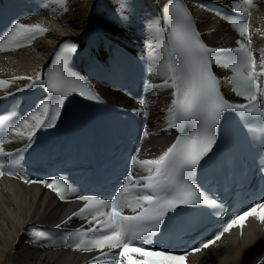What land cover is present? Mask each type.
<instances>
[{
  "label": "snow or ice",
  "instance_id": "obj_1",
  "mask_svg": "<svg viewBox=\"0 0 264 264\" xmlns=\"http://www.w3.org/2000/svg\"><path fill=\"white\" fill-rule=\"evenodd\" d=\"M253 8V0H233V11L240 15V19H234L230 14H219L240 37L236 47L220 49L204 43L183 0H170L165 9L168 28L163 33L164 62L153 71V74L162 76L163 83L145 81L144 87L172 89L171 104L165 110V124L169 129H179L181 134L155 158L141 159V149L136 148L130 157L124 180L111 199L78 194V190L63 176L30 180L14 167L32 146L37 133L56 125L68 95L78 93L89 101L102 102L95 90L78 77L63 74L59 64L55 72L46 74V78L41 73L34 77L12 78L13 81H30L17 88L16 92L39 86L48 97L23 117L13 119L12 115H0V176H12L26 184H42L62 201H80L82 207L62 223L67 224L73 218L85 222L69 233L68 238L73 241L71 247L75 251L99 253L93 257L91 264H187L189 255L215 245L233 228L243 229L250 216L264 223V201H261L235 212L220 224L212 236L187 251L170 252L146 247L151 244L150 237L160 231L167 214L178 207H222L192 179L216 143L221 117L226 112H235L246 120H258L264 127V80L261 79L264 78V50L257 57L248 32V17ZM47 31L39 24L17 21L0 33V52L30 45ZM66 51L73 53L76 46L69 45ZM66 59L62 56L60 64ZM217 64L229 70L231 75L225 79L218 77L212 70ZM225 83H229L235 94L247 103L227 100L221 90ZM10 87V81L0 80V89ZM14 95L15 92L8 91L0 99ZM144 116H147L146 112ZM185 125L188 127L185 128ZM148 135L145 129L141 142ZM13 142H23V146L14 151L4 148L6 143ZM133 253L140 258L134 259Z\"/></svg>",
  "mask_w": 264,
  "mask_h": 264
},
{
  "label": "bare ground",
  "instance_id": "obj_2",
  "mask_svg": "<svg viewBox=\"0 0 264 264\" xmlns=\"http://www.w3.org/2000/svg\"><path fill=\"white\" fill-rule=\"evenodd\" d=\"M51 2V9L40 18L38 9ZM121 0H18L28 8L30 16L25 24H39L48 29L26 45L15 50L0 52V80L11 82L8 89H0V94L24 87L28 80H15L17 76L34 77L46 61L53 45L65 35L84 37L94 26L107 32L125 36L117 19L124 14ZM34 13V14H33ZM200 12H198L199 14ZM33 15V17H32ZM200 15V14H199ZM204 17L206 22L210 19ZM203 29V25L201 24ZM215 26L209 29H214ZM79 33V34H77ZM256 43V39H254ZM159 68V67H158ZM155 81L161 82L160 74ZM169 141L157 140L151 144L158 148V155L164 151ZM11 187L5 188L2 187ZM0 185V264H75L70 253H39L22 244L25 225L40 223L54 225L70 210L55 205L53 200L39 192L37 188L23 189L9 181ZM264 261V233L258 236L248 228L242 240L234 236L223 239L221 247L197 255L192 264H260Z\"/></svg>",
  "mask_w": 264,
  "mask_h": 264
},
{
  "label": "rangeland",
  "instance_id": "obj_3",
  "mask_svg": "<svg viewBox=\"0 0 264 264\" xmlns=\"http://www.w3.org/2000/svg\"><path fill=\"white\" fill-rule=\"evenodd\" d=\"M77 34H79V33H77Z\"/></svg>",
  "mask_w": 264,
  "mask_h": 264
}]
</instances>
